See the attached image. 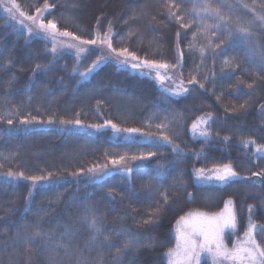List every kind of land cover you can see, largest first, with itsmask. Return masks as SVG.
I'll use <instances>...</instances> for the list:
<instances>
[{
  "label": "trees",
  "instance_id": "16d2710c",
  "mask_svg": "<svg viewBox=\"0 0 264 264\" xmlns=\"http://www.w3.org/2000/svg\"><path fill=\"white\" fill-rule=\"evenodd\" d=\"M166 2L48 0L55 7L45 13V21L54 19L61 31L67 30L85 40L94 39L97 32L103 36L111 25L114 48H128L141 59L176 65L177 76L189 89L181 95L165 91L151 74L120 65L111 58L81 76L105 54L98 45H85L87 51L79 56L75 48L53 53L50 39L41 34L29 35L0 9V105L8 100L5 105L11 101L13 105L19 104L35 87H40L51 98L54 113L49 117L26 114L8 118L0 109V151L15 147L16 162H24L31 168L68 164L75 171L54 175L33 187L26 179L7 177L12 170L0 162V264H25L26 260L30 264H47L49 255L54 254L51 245L60 239L66 227L70 236L65 237V243L71 247L67 254L59 250L56 256L59 264H74L77 253L72 248L77 245L89 260L114 264L115 247H93L91 253L86 248L92 232L84 217L92 213L101 218L104 233L112 237L113 245L122 244L125 237L117 236L122 231L156 238L150 246L127 250L119 264H168L165 253L175 246L179 217L189 211L219 213L228 200L233 201L238 225L235 234L230 230L225 233L229 248L237 240H243L249 217L258 226H264V178L252 176L253 172L264 170V156L255 152V145L243 144L249 139L256 145L264 144V111L260 108L264 104V66L238 37L223 51L207 47L209 39L219 42L210 34L198 35L193 40L199 24V18L191 12L193 0H177L188 20H195L187 29L167 17L162 8ZM228 2L234 5L233 19L252 18V12L236 6L243 3L264 14L260 7L264 0H256L255 5L253 0ZM17 3L28 14H35L34 6H42L44 0H17ZM142 8L150 9L149 13ZM135 13L141 14L138 23L132 18ZM131 25L143 32L141 39L130 36ZM255 30L260 32L259 28ZM177 32L179 51L183 52L179 65ZM260 40L264 43V35H260ZM189 44L196 47L190 49ZM200 46L205 47L203 57ZM232 57L238 67L225 68L224 59ZM9 60L11 66L7 64ZM37 64L42 67L33 72ZM191 76H196L198 83L189 84ZM253 82V89L245 87ZM200 83L204 88L199 87ZM245 101L248 106L242 110L240 105ZM207 115L212 117L205 127L210 135L199 137L193 132L192 123ZM32 116L36 117L32 123H20ZM8 119L13 124L9 125ZM76 119L84 126L60 123ZM106 120L121 128H140L141 133L129 136L113 132L110 126L99 131L87 127L104 124ZM158 124L165 127L157 128ZM163 135L169 136L180 150L173 151V145L167 144ZM83 142L91 145L95 157L103 151L137 149H152L155 155L127 162L132 168L129 176L112 163H94L100 159L87 161L90 155L79 149ZM224 164H231L239 177L227 183L196 180V169L209 171ZM103 166L109 171L102 175L99 170ZM90 168L96 172L89 173ZM164 191L169 201L158 220L143 224L141 221L148 218L156 202L163 204L159 193ZM249 205L253 206L251 213ZM37 223L51 234V242L45 248L43 241H37L29 250L22 239L23 231L26 226L31 230ZM262 235L258 228V242ZM205 262L211 264L207 255L202 257L201 264Z\"/></svg>",
  "mask_w": 264,
  "mask_h": 264
},
{
  "label": "snow or ice",
  "instance_id": "6c2138e0",
  "mask_svg": "<svg viewBox=\"0 0 264 264\" xmlns=\"http://www.w3.org/2000/svg\"><path fill=\"white\" fill-rule=\"evenodd\" d=\"M256 0H253V5H255ZM237 7L242 6L245 9H248L252 12V18L247 20H241V17L236 16L233 19V9L234 5L229 3L228 0H193L191 12L199 18V24L196 26L197 31L193 33V40H196L198 35H203L208 37L210 34L211 37H215L219 40L218 43L214 42L212 39L208 40V48L213 50L220 49L223 51L224 48L232 46L234 39L237 37L242 39L247 45L249 53H254L259 56L260 63L264 66V43L260 40V35H264V14L257 12L255 7L243 3L242 5L237 4ZM0 7H3L7 12L8 16L12 20L17 21L21 25L27 28L29 35L43 34V36L52 41L53 47L52 52L55 53L58 50L57 45L61 47L75 48L77 56L80 53L87 51L84 47L85 45H104L108 49L110 56H114L115 59L119 62L120 65L130 66L133 70L138 69H150L155 70V78L161 83L166 79H171V77L161 75V70H165V73L170 68L176 67V65H169L165 62H159L156 60L141 59L136 55L135 52L129 51L128 48H114L111 41V25L109 26L108 33H105L103 36L99 32L96 33L94 39H82L78 35H74L72 32L67 30L61 31L57 22L54 19L47 20L45 22V13L48 12L51 8L55 7L54 4H49L48 0H44L42 6H34L35 14H28L26 11L22 10L21 5L17 3V0H0ZM165 7V14L167 17L171 18L179 24L180 28L187 29L192 27L195 23L194 19L185 20V13L182 11L181 3H178L177 0H167ZM260 7L264 9V2L260 4ZM155 19V17H152ZM25 20L30 21V24H25ZM209 20L212 21L209 23ZM259 22V23H257ZM259 28L260 32L258 33L255 29ZM177 52L180 59L177 60V65L181 63L183 52L179 51V38L180 33L177 32ZM64 37L68 38L65 40H59L58 38ZM74 41H79L78 44L73 43ZM190 49L195 48V44H189ZM199 51L201 57H203L205 52V47L200 46ZM110 56H99L93 63L92 66L87 70L86 73H81V76H86L90 74L100 63L108 60ZM8 66L12 65V61H7ZM225 68H235L238 67V63L235 57L225 58L223 61ZM41 65L37 64L33 69V72L41 69ZM46 67V66H44ZM75 71V69H74ZM213 75H215L213 73ZM12 81L9 80V85ZM175 83V82H174ZM198 83L196 76H191L189 79V84ZM243 83V81H241ZM255 82L248 83L245 85L248 89H253ZM200 88H204V84H199ZM238 87V85H237ZM165 91L172 92L175 95H181L189 91L187 87L184 86V81L181 79L178 84H176L175 89L165 88ZM219 100L220 97H217ZM248 104L245 101L244 104L240 105V109L245 110ZM262 111H264V104L260 105ZM79 115V114H77ZM211 115L198 117L196 121L192 123L193 132L199 131V134L207 138L210 133L207 128L201 129V125H207L208 121L211 120ZM36 120L35 116H32L31 119L25 118L20 121L21 124H29ZM52 120L49 119L48 123H51ZM7 123L9 125L13 124L12 119H8ZM61 124H74L76 126L82 125L80 119L74 121H60ZM110 126L112 131L115 133H126L129 136L134 134L141 133L140 128H121L116 123H113L111 120H106L104 124H92L87 125V127L93 128L97 131L100 129ZM157 128L165 127L163 124H158ZM162 139L167 144H172L173 151H179V146L175 145L169 136L163 135ZM244 147H248L249 144L255 145V152L260 155H264V144L256 145L254 140H244ZM155 153L149 152L146 155L140 154L132 155V160H144L152 157ZM128 154L119 156L118 158H113L111 160L112 165L119 166V169L122 170L125 174L129 175L132 172L127 164ZM89 173H95L96 169L90 168L87 170ZM100 174H107L108 169L106 166L100 168ZM210 174L205 175L206 170L196 169L195 174L198 178H204L209 180H216L219 182L227 183L228 181L238 178L239 173L232 167L231 164H224L222 166L216 167L212 170H209ZM53 174L49 172L47 176L45 175H30L26 176L23 171L7 173V177L15 179H26L31 181L32 186L35 187L39 182L48 181L52 179ZM252 176L264 178V170L260 172H253ZM247 179V177H245ZM264 183V180H262ZM163 204L160 201L156 202V207L152 209L147 219L142 220L143 224H153L155 223L160 214L163 211L164 205L169 201L167 191L159 193ZM191 195V194H189ZM233 201L228 200L225 203L224 210L219 213L208 214L202 211H189L185 215L179 217L176 221L175 226V246L167 249L165 256L167 257L168 264H201L202 257L207 255L211 264H264V235H262L261 242H258L256 239V232L259 228V232L264 234V226H258L252 222L251 217H249V222L246 230L244 231L243 240H237L231 248L225 243L224 237L226 231H231L235 234L237 229V216L232 207ZM253 209L252 205H249V212L251 213ZM88 228L91 230L92 235L89 237V240L86 243V248L89 253H91L92 248H102L108 247L116 248V253L112 257L114 264H119L123 254L129 249H136L141 246H150V242L154 241L156 238L147 236L142 237L138 234L128 233L122 231L117 233V236H124L122 244L119 246L113 245L112 237L104 233L102 228V220L97 217L95 213H92L90 216L85 215L84 217ZM70 236V230L66 227L65 231L61 233L59 240L55 244L51 245L52 253L50 254L47 260V264H59L56 259V256L60 254L59 250L63 249L64 253L69 252L71 247L70 243H65V237ZM19 237V233H18ZM102 237V238H101ZM22 239L29 246V250L32 245H36L37 241H43L45 248L49 247L51 242V234L46 233L42 230L39 223L31 226V230L26 226ZM146 242H148L146 244ZM73 252L77 253V258L74 261V264H100V261L97 259L89 260L85 256L82 250L79 249V246L72 248ZM25 264H30V260H26ZM207 264V262H205Z\"/></svg>",
  "mask_w": 264,
  "mask_h": 264
},
{
  "label": "rangeland",
  "instance_id": "374dc122",
  "mask_svg": "<svg viewBox=\"0 0 264 264\" xmlns=\"http://www.w3.org/2000/svg\"><path fill=\"white\" fill-rule=\"evenodd\" d=\"M165 4L166 3H164L162 5V8H163L164 11H165V7H164ZM0 9H2L3 12H6L3 7H0ZM142 9L145 10L146 13H149L150 9L149 10L145 9V8H142ZM182 11L184 12L183 8H182ZM132 16H133L132 18H134L135 21H137V23H138V21L140 19L139 16H141V14L138 15V14L135 13ZM9 18L11 19V17H9ZM184 19L188 20V17L186 16V13H185ZM11 21L15 22L18 27L22 28L24 31H26L28 33L27 28L24 27V25H21L20 23H18L15 20H12V19H11ZM45 22H47V21H45ZM30 23H31L30 21L25 20V24H30ZM129 34H130V36L132 38H135V39H141L142 36H143V32L136 25H134L133 27H132V25L130 26ZM31 35H40V34L33 33ZM41 35H43V34H41ZM58 39L66 41L68 38L60 37ZM73 43L78 44L79 42L74 41ZM97 45L101 48V50H103V52H105L104 56H110L106 46L99 45V44H97ZM57 47H58V51L68 50L69 49L68 47H61V46H59V44L57 45ZM110 58L115 60L116 62H118L115 59L114 56H110ZM124 66H127V65H124ZM175 69H176L175 67L170 68L167 71V73H165V70H161V75H165L166 74L167 76L171 77V79H166L164 81L163 86L165 88L175 89L176 84L179 83L180 79L177 76V73H176ZM139 70H142V71H145V72L151 74L152 77L159 84H161L155 78V70H150V69H147V68L139 69ZM1 102L4 104V105L3 104L0 105V109L2 110L1 112L5 116H7L8 118H11L14 115L24 116L26 114H34V115H37L39 117H42V116L49 117V116L54 115V113H53V104H52L53 102H52L51 98H49V96L47 94H45V92L40 87H35L25 98L22 99V101L19 104L13 105L14 102L11 101V103H9V105H5L7 102H9V100L5 101V102L4 101H1ZM40 119H42V118H40ZM205 127H206V125H201V129H204ZM195 134L197 136H199V137H203V136H201L199 134V131L195 132ZM79 149L81 150V153H83V152L85 153L84 155H90V156L87 157V161H92L93 159H95V160L96 159H100V160L94 162L96 164L103 163V162L111 163V160L113 158H118L119 156L124 155L126 153L128 154L127 162H138V161H141V160L140 159L132 160L131 156L132 155L139 156L140 154H145L146 155L149 152L155 153V150H152V149L151 150H144V149H137V150H113V151H103V152L99 153V155H98L99 157L98 156L95 157L93 155V153H91V151L93 150L91 148V145L89 143H85V142L81 143ZM15 155H16L15 147H9V148L2 149L0 151V162H1V164H3L4 166L8 167L7 168L8 170H12V171H15V172L23 171L26 176H30V175H47L49 172H51L53 174V176L54 175L64 176V175H68L71 172H75L72 169H70L68 164H58V165L50 164V165H47L44 168H37V169L31 168L24 162H16V160L14 158ZM209 174H210V171H206L205 175H209ZM196 180H198L199 182H215V183L218 182V183H220L219 181H216L214 179L209 180V179H204V178H198L197 176H196Z\"/></svg>",
  "mask_w": 264,
  "mask_h": 264
}]
</instances>
